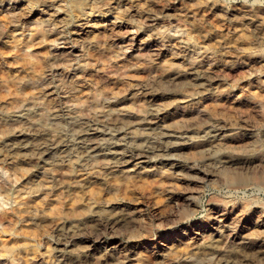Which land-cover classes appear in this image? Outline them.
I'll return each mask as SVG.
<instances>
[{"label":"rangeland","instance_id":"374dc122","mask_svg":"<svg viewBox=\"0 0 264 264\" xmlns=\"http://www.w3.org/2000/svg\"><path fill=\"white\" fill-rule=\"evenodd\" d=\"M263 9L0 0V264H264ZM161 76L175 79L139 87ZM216 127L227 145L199 149ZM137 148L148 157L128 162ZM191 164L208 174L178 168ZM107 217L121 222L102 236L86 226Z\"/></svg>","mask_w":264,"mask_h":264},{"label":"bare ground","instance_id":"6f19581e","mask_svg":"<svg viewBox=\"0 0 264 264\" xmlns=\"http://www.w3.org/2000/svg\"><path fill=\"white\" fill-rule=\"evenodd\" d=\"M144 2V1H143ZM151 10V9H150ZM264 10V9H263ZM149 12V11H148ZM248 12H250V11H248ZM249 14V13H248ZM246 19V18H245ZM251 19V18H250ZM240 20V19H239ZM242 20V19H241ZM256 22V21H255ZM258 22V21H257ZM250 23V22H249ZM252 24V23H251ZM248 25V24H247ZM253 26V25H252ZM259 27V26H258ZM254 28V27H253ZM256 33V32H255ZM58 34V33H57ZM258 40H261V39H258ZM260 42V41H259ZM90 59V58H89ZM86 60V59H85ZM66 61V60H65ZM92 63V62H91ZM58 64V63H57ZM225 67V66H224ZM31 68V67H30ZM188 68V67H187ZM195 68V67H194ZM197 68V67H196ZM193 69V68H192ZM218 69V68H217ZM201 70V69H200ZM198 71H199V69H198ZM197 71V72H198ZM213 71V70H212ZM223 71H224V69H223ZM114 72V71H113ZM190 72V71H189ZM192 72H194L193 70H192ZM200 72V71H199ZM214 72V71H213ZM39 73V72H38ZM160 73V72H159ZM204 73V72H203ZM33 74V73H32ZM176 74V73H175ZM189 75H188V77L187 78H189L190 77V79H193V81L194 80H197V78H198V76L196 75V73L194 74V73H188ZM202 74V73H201ZM207 74V73H206ZM215 74V73H214ZM34 75H36V74H34ZM107 75H109V77H111V75L108 73ZM165 75V74H164ZM106 76V75H105ZM159 76V75H158ZM167 76H169V75H167ZM202 76V75H201ZM200 76V77H201ZM172 78H173V76H172ZM110 79V78H109ZM157 79V78H156ZM155 79V80H156ZM173 79H175V78H173ZM173 79L171 80V79H169V77H164V76H161V77H159L158 78V80H156V81H147V82H143V83H141L140 85H139V87H143V88H147V86L148 85H151V86H153V85H155V84H161V83H167V85H169V84H171L172 82H173ZM216 79V78H215ZM125 80V79H124ZM200 80H203L204 82L203 83H200V81H199V83H200V86L202 87V86H204L205 84H207V83H209V82H211L212 80L210 79V76L209 75H203L202 76V79H200ZM95 81V80H94ZM111 81H112V79H111ZM46 82V81H45ZM175 82V81H174ZM192 82V81H191ZM118 83V82H117ZM195 83V82H194ZM49 84V83H48ZM72 84V83H71ZM115 84V83H114ZM191 84V83H190ZM212 84V83H211ZM45 86V85H44ZM74 86V85H73ZM110 86V85H109ZM158 86V85H157ZM42 87V86H41ZM196 87H198V86H196ZM69 88H71L72 89V87H70L69 86ZM206 88V87H205ZM73 89H75V88H73ZM201 89H204V88H201ZM68 91V90H67ZM73 91H77L76 89L75 90H73ZM70 92V91H69ZM199 92V91H198ZM66 93V92H65ZM64 93V94H65ZM77 93V92H76ZM110 93V92H109ZM70 94V93H69ZM73 94V93H72ZM78 94V93H77ZM76 94V95H77ZM96 98V97H95ZM103 99V98H102ZM117 101V100H116ZM111 102V101H110ZM39 105H40V103H39ZM43 105V104H42ZM148 105V104H147ZM95 106H97V104H95ZM94 106V107H95ZM152 106V105H151ZM49 107V106H48ZM90 108V107H89ZM105 108V107H104ZM103 108V109H104ZM53 109H54V107H53ZM94 109L95 108H93V111H94ZM85 110H86V107H85ZM99 111V110H98ZM100 112V111H99ZM59 113V112H58ZM70 113V112H69ZM97 113V112H96ZM68 114V113H67ZM56 115V114H55ZM73 115V114H72ZM100 115V114H99ZM123 115V114H122ZM89 118V117H88ZM91 118V117H90ZM113 118V117H112ZM111 118V119H112ZM125 118V117H124ZM98 119V118H97ZM154 119V118H153ZM68 120V119H67ZM89 120H91V119H89ZM108 121H106V120H101L100 121V123H102V125L104 126V125H106V124H109L110 125V123H109V118L107 119ZM114 120V119H113ZM115 120H117V119H115ZM136 120V119H135ZM92 121V120H91ZM86 122V121H85ZM83 123V122H82ZM72 124V123H71ZM87 124V123H86ZM111 124H115L114 122H111ZM5 125V124H4ZM12 125V124H11ZM24 125H26V124H24ZM101 125V126H102ZM119 125H120V123H119ZM87 126V125H86ZM90 126V125H89ZM100 126V127H101ZM116 126H117V124H116ZM115 126V127H116ZM81 127V126H80ZM84 127V126H83ZM88 127V126H87ZM212 127H214V126H212ZM78 128V127H77ZM86 128V127H85ZM91 128V127H90ZM89 128V130H91ZM92 128H95V127H93L92 126ZM98 128V127H97ZM87 129V128H86ZM49 130V129H48ZM80 130V129H79ZM82 130V129H81ZM214 130V129H213ZM246 130V129H245ZM85 131H87V130H85ZM84 131V132H85ZM205 131H206V129H205ZM223 130H222V128L221 127H216V129H215V133L212 135V138L211 139H208L207 138V140H209V141H206V142H202V143H199L198 145H197V147L199 148V149H202V151H204L205 149H208L209 150V148H211V147H217V146H222V145H227V143L225 142V140H227L226 139V134H225V136L224 135H221L223 132H222ZM232 131V130H231ZM51 132V131H50ZM36 133V132H35ZM81 133V132H80ZM86 133V132H85ZM208 133V136H209V131L207 132ZM210 133H212V132H210ZM83 134V133H82ZM232 134V133H231ZM88 135V134H87ZM86 135V136H87ZM80 136V135H79ZM84 136V135H83ZM228 136V135H227ZM234 136H235V133H234ZM254 136V135H253ZM93 137V136H92ZM98 137V136H97ZM97 137L95 136L94 138H96L97 139ZM209 137H211V136H209ZM228 137H230V136H228ZM233 137V136H232ZM52 138V137H51ZM81 138H83V137H81ZM91 138V137H90ZM89 138V139H90ZM93 138V139H94ZM233 138H235V137H233ZM37 139V138H36ZM85 139V138H84ZM88 139V138H87ZM95 139V140H96ZM228 139H231V138H228ZM255 139H257V138H255ZM260 139V138H259ZM14 140H15V138H14ZM26 140V139H25ZM45 140H47V139H45ZM90 140H92V139H90ZM94 140V141H95ZM202 140H204V139H202ZM237 140V139H236ZM258 140V139H257ZM17 141V140H16ZM57 141V140H56ZM84 141V140H83ZM82 141V142H83ZM86 141H88V140H86ZM254 141V140H253ZM10 142V141H9ZM19 142V141H18ZM53 142V141H52ZM161 142V141H160ZM230 142V141H229ZM251 142H252V140H251ZM255 142V141H254ZM14 143H17V142H14ZM43 143V142H42ZM162 143V142H161ZM165 143H166V141H165ZM39 144H41V143H39ZM39 144H38V146H39ZM56 144V143H55ZM68 144V143H67ZM82 144V143H81ZM168 144V143H167ZM178 144V143H177ZM177 144H175L174 146H176ZM197 144V143H196ZM196 144H194V146H196ZM10 145H14L15 146V144H10ZM42 145V144H41ZM40 145V146H41ZM49 145H54V144H49ZM57 145V144H56ZM60 145V144H59ZM69 145V144H68ZM72 145H74V144H72ZM72 145H70V146H72ZM76 145H77V143H76ZM94 145V144H93ZM159 145V144H158ZM166 145V144H165ZM180 145V144H179ZM190 145V144H189ZM193 145V144H192ZM230 145H232V144H230ZM37 146V147H38ZM66 146V145H65ZM69 146V147H70ZM168 146V145H167ZM259 146H260V144H259ZM44 147H46L45 145L43 146V149H44ZM55 147V146H54ZM67 147V146H66ZM95 147V146H94ZM127 147H129V146H127ZM132 147V146H131ZM134 147V146H133ZM163 147V146H162ZM162 147H158L159 149H158V151L159 152H157V153H159V155H158V157L160 156V154H162L163 156L164 155H167V157H168V155L170 154V153H172V152H182L183 151V149H186L187 148V146H181V147H178V148H169V147H166V146H164L163 148ZM186 147V148H185ZM257 147V146H256ZM14 148V147H13ZM42 148V147H41ZM53 148V147H52ZM61 148V147H60ZM77 148H79L80 149V151H81V153H86L90 148H91V144L89 143H87L86 145H83V146H79V147H77ZM93 148V147H92ZM142 148V147H141ZM196 148V147H195ZM227 149H229L228 147H226ZM250 148H253V147H250ZM261 148V147H260ZM57 149V148H56ZM71 149V148H70ZM94 149V148H93ZM96 149V148H95ZM113 149V148H112ZM120 149H122L123 150V148H120ZM128 149V148H127ZM146 149V148H145ZM145 149H141L140 150V148H137V149H130V150H125L126 151V153H125V155L127 156V161L128 162H130L131 160H136V159H141V158H147L148 157V151H147V149L145 150ZM263 149V148H262ZM41 150V149H40ZM45 150V149H44ZM48 150V149H47ZM46 150V151H47ZM58 150V149H57ZM157 150V149H156ZM35 151V150H34ZM69 151V150H68ZM90 151H91V149H90ZM95 151V150H94ZM109 151H111V150H109ZM153 151V150H152ZM197 151H200V150H197ZM210 151H211V149H210ZM254 151V150H253ZM256 152H257V149L255 150ZM263 151V150H262ZM61 152V151H60ZM65 152V151H64ZM71 152V151H70ZM93 152V151H92ZM230 152V151H229ZM62 153V152H61ZM60 153V154H61ZM84 153V154H85ZM88 153V152H87ZM94 153V152H93ZM155 153V152H154ZM156 153V154H157ZM179 153V154H180ZM197 153V152H196ZM225 153V152H224ZM41 154V153H40ZM78 154V153H77ZM91 154V153H90ZM155 154V155H156ZM178 154V155H179ZM226 154V153H225ZM224 154V155H225ZM260 154H262V152L260 153ZM259 154V155H260ZM119 155V154H118ZM152 155V154H151ZM150 155V156H151ZM154 155V156H155ZM219 155V154H218ZM254 155V154H253ZM256 155H258V153L256 154ZM256 155H254L255 157H257ZM79 156H81V154L79 155ZM84 156V155H83ZM173 156H175V154L173 155ZM180 156H181V154H180ZM252 156V155H251ZM261 156V155H260ZM111 157V156H110ZM120 157V156H119ZM152 157V156H151ZM225 157V156H224ZM227 157V156H226ZM80 158V157H79ZM83 158V157H82ZM112 158H113V156H112ZM161 158V157H160ZM178 158V157H177ZM176 158V159H177ZM243 158V157H242ZM248 158V157H247ZM246 158V159H247ZM125 159V158H124ZM172 159V158H171ZM175 159V158H174ZM208 159V158H207ZM206 159V160H207ZM210 159V158H209ZM215 159V158H214ZM224 159V158H223ZM258 159V158H257ZM256 158H255V160H257ZM112 160H114V158L112 159ZM119 160V159H118ZM216 160V159H215ZM214 160V161H215ZM243 160H245V159H243ZM254 160V159H253ZM261 160V159H260ZM260 160H259V162H260ZM59 161V160H58ZM104 161V160H103ZM102 161V162H103ZM116 161V160H115ZM121 161H122V158H121ZM125 161H126V159H125ZM166 161V160H165ZM176 161V160H175ZM210 161V160H209ZM212 161V160H211ZM224 161V160H223ZM230 161V160H229ZM228 161V162H229ZM238 161V160H237ZM245 161H248V160H245ZM60 162V161H59ZM101 162V161H100ZM117 162V161H116ZM182 162V161H181ZM226 162V161H225ZM258 162V161H257ZM258 162V163H259ZM264 162V161H263ZM120 163H122V162H120ZM174 163V162H173ZM176 163H178V160H177V162ZM215 163H216V161H215ZM214 163V164H215ZM227 163V162H226ZM242 163H243V161H242ZM253 163V162H252ZM95 164V163H94ZM119 164V163H118ZM123 164V163H122ZM126 164V163H125ZM172 164V163H171ZM233 164V163H232ZM254 164V163H253ZM264 164V163H263ZM43 165V164H42ZM183 165V164H182ZM182 165H178V168H180L179 170L180 171H185L186 173H195V172H201V173H203L205 176L208 174L205 170L206 169H203V167H204V165L205 164H203V165H197V164H191V165H186V166H182ZM249 165V164H248ZM252 165V164H251ZM259 165H261V163L259 164ZM177 165L176 164H173V166L172 167H176ZM111 167V166H110ZM184 167V168H183ZM256 167V166H255ZM260 167H262V166H260ZM100 168V167H99ZM205 168V167H204ZM259 168V167H258ZM263 168V167H262ZM3 170V169H2ZM97 171V170H96ZM5 172V171H4ZM102 172H103V170H102ZM225 172V171H224ZM258 172V171H257ZM260 172V171H259ZM263 172V171H262ZM73 173V172H72ZM184 173V172H183ZM222 173H223V171H222ZM254 173V172H253ZM256 173V172H255ZM97 174V173H96ZM129 174V173H128ZM241 174V173H240ZM260 174V176H261V178H264V175L260 172L259 173ZM259 174H257V175H259ZM263 176H262V175ZM88 175V174H87ZM131 175V174H130ZM237 175H239V174H237ZM79 176V175H78ZM240 176V175H239ZM243 176V175H242ZM256 175L254 174V177H255ZM245 177V176H244ZM259 177V176H258ZM55 178V177H54ZM86 178V177H85ZM216 178V177H215ZM261 178H259V179H261ZM251 179V178H250ZM253 179V178H252ZM63 180V179H62ZM194 180V179H193ZM10 181V180H9ZM58 181H60V180H58ZM86 181V180H85ZM11 182V181H10ZM13 182H14V180H13ZM16 182V181H15ZM77 182V181H76ZM89 181H87L86 183H88ZM48 183V182H47ZM72 183V182H71ZM8 184V183H7ZM92 184V183H91ZM227 185V184H226ZM261 185V184H260ZM8 186H10V185H8ZM227 187H228V185H227ZM234 187V186H233ZM12 188V187H11ZM56 188V187H55ZM1 190L2 191H4V188H1ZM10 190V189H9ZM61 192V191H60ZM66 193V192H65ZM193 194V193H192ZM6 198V197H5ZM10 199V197H7L6 199H3V198H1V195H0V205H4V204H7L8 202V200ZM183 199H187V198H184L183 197ZM188 200V199H187ZM176 201V200H175ZM178 201V200H177ZM14 203H16V204H18L19 206H20V201H17L16 200V198H14ZM93 203V202H92ZM177 203V202H176ZM95 204V203H94ZM186 204V203H185ZM91 205V204H90ZM18 208V207H17ZM78 209V208H77ZM96 209V208H95ZM20 210V209H19ZM23 210V209H22ZM14 211V210H13ZM100 211V210H99ZM127 211V210H126ZM108 217H110V216H108ZM106 218V219H99V218H97V219H92V221H90L89 220V224L87 223L86 224V226L90 229L91 228V231L92 232H95V235H101V234H103V233H105V231H107L108 229H110V228H112L115 224H119L120 222H121V220L119 219V217L118 218H115V219H111V218ZM116 217V216H115ZM132 217V216H131ZM124 218V217H123ZM122 219V218H121ZM86 222V221H85ZM66 224V223H65ZM75 224V223H74ZM85 224V223H84ZM130 224V223H129ZM81 225V224H80ZM79 224H75V225H69V226H63L62 225V230H63V233H62V236H63V238L62 239H60L59 240V242H61V243H63V244H65V243H68L69 242V240H72V239H70L72 236H74V235H76V233H77V231H80V229H81V226H83V225H81L80 226ZM60 226H61V224H60ZM85 226V227H86ZM118 226V225H117ZM236 226V225H235ZM234 227V226H233ZM59 228H61V227H59ZM83 228V227H82ZM114 228V227H113ZM112 228V229H113ZM57 229V228H56ZM84 229V228H83ZM115 230V229H114ZM231 230V229H230ZM262 230V229H261ZM61 231V230H60ZM59 230H58V232H60ZM85 231V230H84ZM88 230H86V232H87ZM116 231V230H115ZM83 232V231H82ZM111 232V231H110ZM263 232V231H262ZM261 233V232H260ZM58 234V233H57ZM78 234V233H77ZM92 234V233H91ZM233 234H236L235 232L233 233ZM89 235H90V232L89 233H85V237H83V238H89ZM253 235V234H252ZM57 236V235H56ZM102 236V235H101ZM255 236V235H254ZM96 237V236H95ZM203 237V236H202ZM253 237V236H252ZM264 237V236H263ZM82 238V239H83ZM262 239V238H261ZM229 241V240H228ZM65 242V243H64ZM215 243V242H214ZM230 246V245H229ZM236 246V245H235ZM210 251V250H209ZM216 251V250H215ZM10 252V251H9ZM177 253V252H176ZM192 256V255H191ZM175 258V257H174ZM173 258V259H174ZM195 258H197V257H195ZM223 260V259H222ZM247 263V262H246ZM11 264H15V263H11ZM199 264V263H198ZM249 264V263H248Z\"/></svg>","mask_w":264,"mask_h":264}]
</instances>
